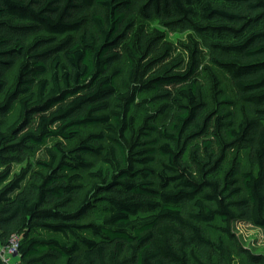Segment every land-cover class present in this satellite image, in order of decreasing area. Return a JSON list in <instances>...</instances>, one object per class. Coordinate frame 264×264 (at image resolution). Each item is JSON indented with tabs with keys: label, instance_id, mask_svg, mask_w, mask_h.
Here are the masks:
<instances>
[{
	"label": "trees",
	"instance_id": "trees-1",
	"mask_svg": "<svg viewBox=\"0 0 264 264\" xmlns=\"http://www.w3.org/2000/svg\"><path fill=\"white\" fill-rule=\"evenodd\" d=\"M166 32L187 34L186 59ZM202 50L237 123L209 67L198 84ZM145 95L159 105L140 120ZM0 99V243L21 238L20 264H216L227 243L264 264L232 233L264 231V0H0ZM49 139L74 145L30 164ZM231 152L252 169L224 170ZM91 158L106 169L72 209Z\"/></svg>",
	"mask_w": 264,
	"mask_h": 264
},
{
	"label": "rangeland",
	"instance_id": "rangeland-1",
	"mask_svg": "<svg viewBox=\"0 0 264 264\" xmlns=\"http://www.w3.org/2000/svg\"><path fill=\"white\" fill-rule=\"evenodd\" d=\"M149 30H152L153 28H160L157 22L150 23L148 25ZM187 34H181L178 32H166V42L168 43L172 49V56L171 59H177V58H184L186 59L187 55L185 51L182 48V45H185L187 43ZM122 71L123 75L119 78L118 80V87L122 91V83L125 82L126 79V72H127V67L126 63L124 60L119 62L117 64ZM209 67L218 77V79L221 82V87L222 91L224 93V96L229 98L233 103V107L230 109V111L233 114V120L237 123L242 119V114H243V108L241 103L236 99V95L234 93V90L232 88L231 82L226 76L224 72L221 70L215 69L211 67L208 63V58L207 54L205 51L202 50V55H201V67L199 68V71L197 73V81L198 84L202 86L204 91L208 92V79L207 75L204 72V68ZM16 70L12 71L9 75L10 80L15 76ZM172 91L175 90V88H171ZM152 96L151 95H145L140 98L141 105L140 106H135L133 109L132 113L134 116L137 117V119H142L144 116L152 113L154 110L158 108L159 104H152L151 101ZM143 100H146L144 103ZM1 101V99H0ZM143 101V103H142ZM17 108L15 107L13 111H11L6 120L4 121L5 127L9 126L12 124L15 119L17 118ZM174 113L173 111H169L168 114H165L163 117L159 119V124L164 125L168 127L170 125V122L172 121ZM94 131V130H93ZM56 143H61L64 148H70L74 145V143H65L62 142L58 139H49L47 140L46 144L38 149H35L30 155H29V162L33 166L38 160H45L46 159V152L52 148ZM234 158H237L240 161L241 164V170L242 171H250L252 167L249 164L248 161V154L247 153H235L231 152L230 155L228 156V160L224 165V170H226L232 161H234ZM236 160V159H235ZM92 162V168L87 171H82L79 173L80 175V184H81V191L77 194V196L74 199V204L72 206V209H75L81 201L84 199L85 194L88 192V190L91 188L93 183L95 182V178L92 176L93 174L97 173L100 169H103L105 171V167L103 164L100 162L99 159H90ZM164 163L163 159L157 158L155 169L156 171L160 170L161 164ZM26 164L24 163L23 165H18L15 167V172H19V170L24 167ZM223 170V171H224ZM96 211L90 212L88 214L83 222L85 224L96 222L97 217H96ZM232 233L236 236L237 241L239 243V246L249 252H251L254 255L257 256H264V231L253 226L249 222H236L232 226ZM213 237H218L217 235H211ZM220 257H223L225 260L221 259ZM15 263L17 260L14 261ZM216 264H250L247 259L239 253L238 247L234 246L231 243H227L224 246V252L222 256H217L215 258Z\"/></svg>",
	"mask_w": 264,
	"mask_h": 264
},
{
	"label": "built area",
	"instance_id": "built-area-1",
	"mask_svg": "<svg viewBox=\"0 0 264 264\" xmlns=\"http://www.w3.org/2000/svg\"><path fill=\"white\" fill-rule=\"evenodd\" d=\"M21 238L17 235H11L8 239L7 245L3 246L0 243V263L2 264H20L18 247ZM17 260L15 263L14 261Z\"/></svg>",
	"mask_w": 264,
	"mask_h": 264
}]
</instances>
